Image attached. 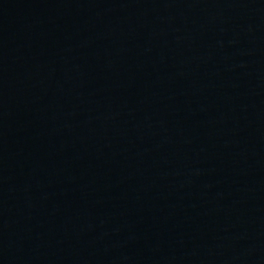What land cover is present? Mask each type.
Returning <instances> with one entry per match:
<instances>
[{
    "label": "water",
    "instance_id": "water-1",
    "mask_svg": "<svg viewBox=\"0 0 264 264\" xmlns=\"http://www.w3.org/2000/svg\"><path fill=\"white\" fill-rule=\"evenodd\" d=\"M0 264H264V0H0Z\"/></svg>",
    "mask_w": 264,
    "mask_h": 264
}]
</instances>
